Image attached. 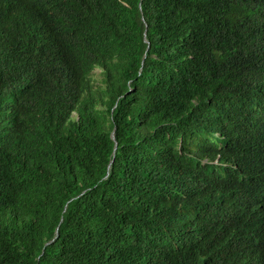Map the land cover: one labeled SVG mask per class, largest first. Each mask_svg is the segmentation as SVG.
I'll return each instance as SVG.
<instances>
[{
  "label": "trees",
  "instance_id": "trees-1",
  "mask_svg": "<svg viewBox=\"0 0 264 264\" xmlns=\"http://www.w3.org/2000/svg\"><path fill=\"white\" fill-rule=\"evenodd\" d=\"M0 264H264V0H0Z\"/></svg>",
  "mask_w": 264,
  "mask_h": 264
}]
</instances>
